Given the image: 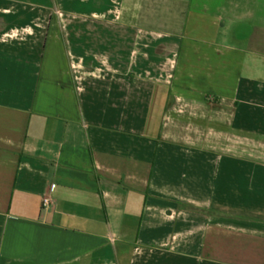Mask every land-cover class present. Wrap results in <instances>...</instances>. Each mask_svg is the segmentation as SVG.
Masks as SVG:
<instances>
[{
	"label": "crops",
	"instance_id": "obj_1",
	"mask_svg": "<svg viewBox=\"0 0 264 264\" xmlns=\"http://www.w3.org/2000/svg\"><path fill=\"white\" fill-rule=\"evenodd\" d=\"M0 264H264V0H0Z\"/></svg>",
	"mask_w": 264,
	"mask_h": 264
},
{
	"label": "built area",
	"instance_id": "obj_2",
	"mask_svg": "<svg viewBox=\"0 0 264 264\" xmlns=\"http://www.w3.org/2000/svg\"><path fill=\"white\" fill-rule=\"evenodd\" d=\"M51 204V198H44L43 201H42V206H43V209L49 207Z\"/></svg>",
	"mask_w": 264,
	"mask_h": 264
}]
</instances>
